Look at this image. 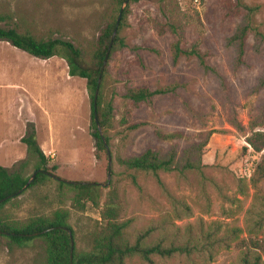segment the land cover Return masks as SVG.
Here are the masks:
<instances>
[{
  "label": "rangeland",
  "instance_id": "374dc122",
  "mask_svg": "<svg viewBox=\"0 0 264 264\" xmlns=\"http://www.w3.org/2000/svg\"><path fill=\"white\" fill-rule=\"evenodd\" d=\"M127 4L126 24L119 31L125 46L113 51L103 68L101 99L111 101L113 106L111 127L107 130L108 174L106 150L96 149L91 135L85 80L69 76L62 58H31L0 40V51L6 61L12 63L13 58L20 57L22 79L31 92L40 89L44 78L52 123H63L62 127L52 126L53 134L61 138L57 151L42 148L47 163L56 165L53 174L64 180L99 183L100 192L96 204L85 200L84 207L77 209L70 204L73 191L67 186L58 187L56 180L48 177L11 198L3 214L17 223L65 209L77 250L89 248V235L101 222V211L107 201L113 203L116 220L127 221V232L142 229L170 211L169 203L150 173L125 169L116 158L137 154L147 147L161 155L173 148L179 155L209 130L202 158L209 162L215 158L223 166L204 170L211 181L204 184L203 192L197 185V173L187 172L186 180L178 179L174 172L158 175L168 192L182 198L191 209L188 217L174 220L176 225L218 222L222 230L240 229L235 240L219 247L208 264H241L243 248L234 242L246 241L247 237L264 242V224L250 233L244 225L254 194L264 197V179L255 188L249 182L264 149L253 152L245 141L253 130L264 131V87L252 90L264 70V40L255 51L257 38L249 30L243 63L234 67L233 50L225 45V38L242 19L245 12L242 5L252 4H257L258 9L252 14L251 25L264 35V0H133ZM113 12L112 0H0V26L29 31L36 38L68 40L89 60L97 36L111 21ZM173 43H177L179 52L172 62ZM199 58L214 72L204 69ZM55 63L61 64L63 78L56 75V69L49 75L48 70ZM1 74L0 105L4 102L2 97L12 91L3 86L5 80L17 79L12 72ZM170 84L174 85L172 91L154 94L147 101L133 103L123 97L129 87L153 90ZM60 94L64 104L60 102ZM5 130L0 123V136ZM167 133L173 137L163 138ZM32 159L23 169L25 175L32 173ZM19 160L9 161L11 164L6 168L16 169ZM241 175L243 178L238 181ZM260 255L264 264V256ZM152 258L154 264H182L174 257ZM43 262L44 244L40 238L19 246L0 236V264ZM125 264L144 263L134 257Z\"/></svg>",
  "mask_w": 264,
  "mask_h": 264
},
{
  "label": "trees",
  "instance_id": "16d2710c",
  "mask_svg": "<svg viewBox=\"0 0 264 264\" xmlns=\"http://www.w3.org/2000/svg\"><path fill=\"white\" fill-rule=\"evenodd\" d=\"M124 0H112L114 12L111 21L100 30L95 41L94 48L89 60H85L79 48L70 41L60 38H36L29 31L18 32L14 27L0 26V40L8 42L31 56L38 58H48L57 56L66 62L67 74L85 80V88L89 96V116L90 124L93 128L91 135L95 139L94 146L98 150H104L108 145L107 130L111 127L113 106L111 101H102L103 76L102 70L95 107H92V94L96 84L99 68L107 49L110 34L118 13V9ZM129 1L133 0H128ZM122 7L119 22L115 35L111 41L107 58L110 54L125 46L123 37L119 34L120 29L126 24L128 4ZM245 12L242 19L236 24L234 30L225 38V45L233 50L232 65L234 67L243 63L244 42L249 30H253L256 43L253 46L255 51L259 50L260 43L264 40V35L254 30L251 25L252 14L258 9L257 4L242 5ZM179 52L177 43L172 44V62ZM200 65L214 72L212 67L202 63ZM264 87V70L257 77L252 90L256 91ZM174 85H165L153 90L146 87H129L125 90L123 97L133 103L147 101L152 95L170 92ZM95 112L96 123L93 119ZM96 124L99 126L103 144ZM255 123H250L253 126ZM211 131L205 132L204 137L197 143L184 148L179 155L173 148L168 149L164 154H160L152 148H145L137 154L117 157V162L128 170H138L150 173L156 183L160 186L165 195L170 211L162 213L158 219L151 220L148 224L133 232H127L125 227L127 221H117L113 213V203L104 202V209L101 211V222L89 235V248L77 250L75 243L70 238L66 229L72 231L68 224V211L60 209L47 216H32L21 222H11L5 218L4 207L9 200L20 194L24 188H28L37 181L50 177L56 169L55 164H48L47 159L35 137L32 123H26L25 131L20 137V142L25 146V158L18 161V167L9 171L0 165V236L7 239L14 245H25L34 238H40L44 244L43 264H125L127 259L138 258L144 264H154L152 257L160 259L176 258L182 264H208L215 251L219 247L228 246L234 241L240 231L237 227L221 229L218 222H210L204 225L198 221L195 224L185 223L182 226L176 225L174 220L188 217L191 213L189 205L179 197H175L164 187L159 179V172H174L178 179L186 180V173H197V185L203 192L204 184L211 181L206 176L204 170L212 167H222L215 158L211 162L202 158V150L206 145ZM163 138H172V133H167ZM246 143L253 152H260L264 149V131L253 130L245 137ZM246 151V147H242ZM259 161L255 164L252 174L249 177L250 184L255 188L257 183L264 179V151L260 155ZM32 159V171H35L32 179L25 185L30 175H25L23 169ZM56 176V175H54ZM57 177V176H56ZM241 175L238 181H241ZM56 180L58 187L67 186L73 191L71 196V206L82 209L84 201L89 200L96 204L99 197L98 184L82 183L81 181L65 182ZM264 224V197L254 194L253 201L246 210L244 225L247 232L258 230ZM236 246L243 248L240 258L241 264H263L261 255L264 256V242L256 237H247L234 242Z\"/></svg>",
  "mask_w": 264,
  "mask_h": 264
},
{
  "label": "crops",
  "instance_id": "0c3cea01",
  "mask_svg": "<svg viewBox=\"0 0 264 264\" xmlns=\"http://www.w3.org/2000/svg\"><path fill=\"white\" fill-rule=\"evenodd\" d=\"M3 54V51H0V72L6 73V75H10V73L12 72L17 77V79H15L14 77L13 80L9 78L5 80L3 86H5V88L11 89L12 91H10L6 98L5 96L2 97V101L4 102L0 105V123H2V125L6 129L2 136H0V165L8 167L11 164L9 163V161L13 162L25 157V146L22 142H20V137L25 131L26 123H32L39 147L41 148V150L42 148L43 150L45 148L47 152H51L52 150L57 151V146H59L61 138L53 134L52 126L57 125L62 127L63 123H52V119L48 110L49 108L46 105L47 98L44 92V78L42 79L43 81L41 83L40 89L35 93L31 92L27 88L25 80L22 79L20 57H16L15 59L13 58L12 63H10L9 61H6ZM29 57L38 58L31 55H29ZM16 59H18L17 65ZM4 61H6L7 63L5 65V68L3 66ZM61 67L62 66L60 63H55V66H51L50 70H48L49 75H51L53 73V70L56 69V75H58L60 78H63ZM26 69H28L27 72L31 71L30 68ZM39 70L43 71L44 69L42 70V68H40ZM23 74L26 75L27 73L25 72ZM1 76L2 74L0 75V77ZM61 94L59 99L60 102L64 104ZM65 105H69L68 98H66ZM74 139H76V137ZM77 146L79 147V143L77 144ZM71 149L72 148L68 150ZM49 156L51 157L52 155L50 154Z\"/></svg>",
  "mask_w": 264,
  "mask_h": 264
},
{
  "label": "water",
  "instance_id": "95a60500",
  "mask_svg": "<svg viewBox=\"0 0 264 264\" xmlns=\"http://www.w3.org/2000/svg\"><path fill=\"white\" fill-rule=\"evenodd\" d=\"M128 0H124L122 2V4L120 5L119 9H118V13H117V16H116V19H115V22H114V25H113V28H112V31H111V34H110V38H109V43H108V46H107V49L105 51V54L103 56V59H102V62H101V65H100V68H99V72H98V75H97V78H96V84H95V88H94V91H93V94H92V98H91V102H92V107L94 108L95 107V102H96V97H97V93H98V87H99V84H100V78H101V73H102V70L105 66V63H106V59H107V55H108V51H109V47H110V44H111V41L115 35V32H116V28H117V25H118V22H119V18H120V14H121V10H122V7L127 3ZM93 119L96 123V117H95V112H93ZM96 128H97V131H98V135L100 136L103 144L105 145V142L102 138V134H101V131H100V128L99 126L96 124ZM105 150H106V153H107V158H108V169H107V174L109 172V152H108V148L107 146H105ZM35 174V171H32V173L30 174V177L28 178L27 182L25 183L24 186H26V184L32 179V177L34 176ZM50 177L54 178V179H57V180H63L65 182H74V181H70V180H64V179H61L59 177H56L52 174H48ZM82 183H93V182H90V181H81ZM95 184H99V183H95ZM4 198H1L0 201H2ZM68 235H69V238H70V244H72V238H71V233H70V230L69 229H66Z\"/></svg>",
  "mask_w": 264,
  "mask_h": 264
}]
</instances>
